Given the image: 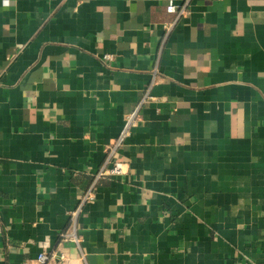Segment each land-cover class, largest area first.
I'll return each instance as SVG.
<instances>
[{
	"label": "crops",
	"instance_id": "1",
	"mask_svg": "<svg viewBox=\"0 0 264 264\" xmlns=\"http://www.w3.org/2000/svg\"><path fill=\"white\" fill-rule=\"evenodd\" d=\"M0 0V264H264V0ZM182 4L186 0H173ZM110 57V61L103 59Z\"/></svg>",
	"mask_w": 264,
	"mask_h": 264
},
{
	"label": "built area",
	"instance_id": "2",
	"mask_svg": "<svg viewBox=\"0 0 264 264\" xmlns=\"http://www.w3.org/2000/svg\"><path fill=\"white\" fill-rule=\"evenodd\" d=\"M190 4L191 0H186L182 4H176L173 0L168 1L165 11L168 15L174 16L175 20L172 23H168L163 26V35L165 37L168 36V34L180 19L186 18L189 15ZM103 59H106V61H110V57L108 56L104 57ZM156 74L157 70H154L150 85L147 86V88L143 92L141 99L139 100L133 111L124 117L122 129L117 137L115 145L110 150L111 154L109 155L105 163L93 174V183L82 196L81 204H79L78 208L70 214L67 227L58 236V243L44 244L42 242H37L35 244L37 250L36 258L34 262H31V264H69V258L65 253L61 251L60 246L63 244H73L75 246H78L79 239L76 236L75 228L76 220L79 214L82 212V205L94 199L93 186L101 179L117 178L118 176H121L123 174L124 166L121 163L112 160L111 155L115 149H118L123 145L124 141L131 134L132 130L135 128L139 121V117L141 116L143 107L149 102L153 101V98L150 95V89L154 82Z\"/></svg>",
	"mask_w": 264,
	"mask_h": 264
}]
</instances>
